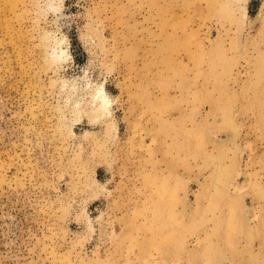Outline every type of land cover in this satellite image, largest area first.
<instances>
[{
  "label": "rangeland",
  "instance_id": "374dc122",
  "mask_svg": "<svg viewBox=\"0 0 264 264\" xmlns=\"http://www.w3.org/2000/svg\"><path fill=\"white\" fill-rule=\"evenodd\" d=\"M0 264H264V0H0Z\"/></svg>",
  "mask_w": 264,
  "mask_h": 264
},
{
  "label": "clouds",
  "instance_id": "9594fccd",
  "mask_svg": "<svg viewBox=\"0 0 264 264\" xmlns=\"http://www.w3.org/2000/svg\"><path fill=\"white\" fill-rule=\"evenodd\" d=\"M59 2L62 4L63 3V0H59Z\"/></svg>",
  "mask_w": 264,
  "mask_h": 264
}]
</instances>
